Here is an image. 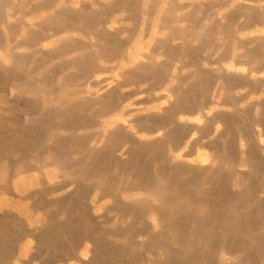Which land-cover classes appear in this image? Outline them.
<instances>
[{
	"label": "bare ground",
	"instance_id": "bare-ground-1",
	"mask_svg": "<svg viewBox=\"0 0 264 264\" xmlns=\"http://www.w3.org/2000/svg\"><path fill=\"white\" fill-rule=\"evenodd\" d=\"M212 2L0 0V264L263 263L264 0Z\"/></svg>",
	"mask_w": 264,
	"mask_h": 264
},
{
	"label": "rangeland",
	"instance_id": "rangeland-1",
	"mask_svg": "<svg viewBox=\"0 0 264 264\" xmlns=\"http://www.w3.org/2000/svg\"><path fill=\"white\" fill-rule=\"evenodd\" d=\"M191 1H193V2H197V3H201V4H203V5H205V6H203L202 8H203V10H204V8L207 6H209L208 8H209V10H207V7L205 8V11L203 12V10L202 11H200V12H202L203 13V15L201 16L200 14L199 15H197L196 17V23H198L199 22V20H197V19H201L200 20V23H203V24H211V23H213V22H217V21H215V20H218V21H222L223 20V18L221 17V14H226V12H228L230 9H229V7H219V6H217V7H214L215 5H213V0H209L210 2L209 3H207L206 1H208V0H191ZM198 1H201V2H198ZM204 2H205V4H204ZM216 3H217V1H215ZM211 3V4H210ZM212 7H211V6ZM212 9H211V8ZM214 7V8H213ZM217 8V9H216ZM221 8V9H220ZM220 9V10H219ZM206 10H207V12H206ZM212 10H213V12H212ZM223 10V11H222ZM210 11V12H209ZM219 12V13H218ZM205 16V17H204ZM223 16V15H222ZM201 17V18H200ZM203 17V18H202ZM214 19V20H213ZM198 21V22H197ZM153 40H154V38L152 37V36H150V39H148L147 41H146V44H144V46H143V49H142V52L143 53H145V54H147V53H150V50H151V45L152 44H150L149 45V43H151V41L153 42ZM150 47V48H149ZM221 48H222V46H221ZM221 48H217V49H215L214 50V52H212V54L211 53H209V52H207V56H205V59L207 60V62H209L210 63V61H211V63L213 64L214 62V67L215 66H217V62H218V60L217 59H219V57L220 56H218V55H221V53L219 54V52H221L222 51V49ZM219 49V50H218ZM218 50V51H217ZM149 51V52H148ZM217 51V52H216ZM218 53V54H217ZM206 55V54H205ZM209 55H210V57H209ZM211 58V59H210ZM213 59H214V61H213ZM216 60V61H215ZM231 61V59H230V57H228L227 59H226V61ZM213 61V62H212ZM210 63V64H211ZM213 67V66H212ZM213 67V68H214ZM215 68H218V67H215ZM170 85H171V83H170ZM175 87V86H174ZM252 97H248L247 99H245L244 101H242L240 104H242L241 106L242 107H249L250 105H248V104H250L251 103V101H252ZM246 103V104H245ZM257 129H261V127L259 126V127H257ZM263 138H264V135H263ZM230 182V181H229ZM231 185V183L228 185V187ZM86 186L87 187H89V188H91L92 186H93V184L92 183H86ZM230 188V187H229ZM92 197V198H91ZM90 197V200H95V201H97L96 202V212L94 213V214H98V212H101V211H97V210H101V209H103L104 207H108L110 204H109V202H110V200L108 199V198H104V199H101V200H99V199H97V195L95 194V193H93V195ZM238 201H241V200H238ZM243 201V200H242ZM239 202V203H237V205H236V209L238 210V209H240V208H242V204L244 203V201L243 202ZM109 205H108V204ZM240 203H241V205H240ZM105 216V217H104ZM102 215L101 216V219L100 220H102L103 218H104V221L105 220H109V219H111V220H109V222L108 223H104L103 224V226L105 227L104 229H107L108 231L110 230V228L113 230V234H112V230H110V232H109V234L107 233L108 231L106 230L105 232L108 234V235H106L105 234V232H104V229H103V231H101V232H99V234L97 233V235L96 236H99L100 234V236H101V238H105V239H107L109 242H111V243H121L122 242V238L119 236H117L116 237V235H115V230L113 229V228H115V227H117V224L115 223L116 221H113L114 219H117L118 220V218H119V215L118 214H116V213H110V214H108V215ZM106 216H107V218H106ZM116 217V218H115ZM118 217V218H117ZM106 218V219H105ZM98 220V219H97ZM107 227V228H106ZM113 227V228H112ZM102 230V229H101ZM111 233V234H110ZM105 235V236H104ZM103 236V237H102ZM135 237V238H134ZM133 238L134 239H137V235L136 236H134ZM139 238L140 239H137V240H135V242H133L135 245H134V251H133V255H134V257L135 258H137L138 259V264H152V263H162L163 261H165V252L164 251H160L159 253H157V251H155V252H153V250L151 251L149 248H147L148 246L147 245H145V243H144V240H142L143 239V237H140L139 236ZM134 239H132V241H134ZM140 240V241H139ZM137 241H139V243L137 242ZM142 242V243H141ZM138 245V246H137ZM140 245V246H139ZM142 245V246H141ZM172 246H175V243H172L171 244ZM91 246V244L90 243H88V241L87 240H85V241H83L82 242V244H81V246H80V251H81V253H83V252H85L86 251V249H88L89 247ZM143 246H147V247H143ZM87 247V248H86ZM142 247V248H141ZM139 248V249H138ZM140 248H141V250H140ZM145 249V250H142V249ZM149 249V251H147ZM33 250V251H32ZM137 250H140V251H137ZM142 251L145 253V257L143 256L144 254L142 253ZM37 253L38 254V249H36V248H29L27 251H25V252H20V256H23L22 257V259H23V261H28V259L30 260V264H37L36 262L37 261H39L40 262V260L38 259V258H34V259H36V260H34V259H32L34 256V254H32V253ZM139 252V253H138ZM152 252V253H151ZM31 253V254H30ZM136 253V254H135ZM139 255H138V254ZM150 253V254H149ZM154 253V254H153ZM29 254H30V256H33L32 258H30L29 257ZM37 254H35V256L37 255ZM154 255V256H153ZM25 256H27V257H25ZM153 256V257H152ZM25 257V258H24ZM146 258V259H144V258ZM220 258H218L216 261L218 262V264H224V263H226L227 261H225V260H223V258H221V256H219ZM28 258V259H27ZM152 258H154V259H152ZM148 259H151V260H148ZM34 260V261H33ZM157 261H159V262H157ZM257 261V264H264V261H263V263L262 262H260V261H258V260H256ZM256 261H254L252 264H256ZM29 262V261H28ZM38 262V263H39ZM77 264L75 261H73V260H71V261H68V262H66V263H64V262H62V264ZM57 264H61V263H57Z\"/></svg>",
	"mask_w": 264,
	"mask_h": 264
}]
</instances>
